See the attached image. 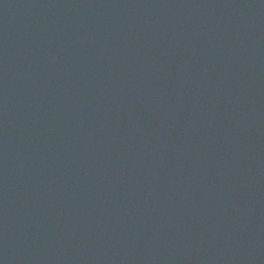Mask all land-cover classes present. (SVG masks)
<instances>
[{
    "label": "water",
    "instance_id": "1",
    "mask_svg": "<svg viewBox=\"0 0 264 264\" xmlns=\"http://www.w3.org/2000/svg\"><path fill=\"white\" fill-rule=\"evenodd\" d=\"M0 264H264V0H0Z\"/></svg>",
    "mask_w": 264,
    "mask_h": 264
}]
</instances>
